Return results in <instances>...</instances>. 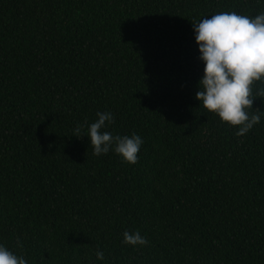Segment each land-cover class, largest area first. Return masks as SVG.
Wrapping results in <instances>:
<instances>
[{
  "label": "trees",
  "instance_id": "trees-1",
  "mask_svg": "<svg viewBox=\"0 0 264 264\" xmlns=\"http://www.w3.org/2000/svg\"><path fill=\"white\" fill-rule=\"evenodd\" d=\"M219 12L264 0H0V243L27 264H264V96L243 136L194 99L192 23ZM97 112L141 136L135 164L92 154Z\"/></svg>",
  "mask_w": 264,
  "mask_h": 264
},
{
  "label": "clouds",
  "instance_id": "clouds-1",
  "mask_svg": "<svg viewBox=\"0 0 264 264\" xmlns=\"http://www.w3.org/2000/svg\"><path fill=\"white\" fill-rule=\"evenodd\" d=\"M192 25L197 59L203 64L194 99L221 123L237 127V136H243L261 120V114L250 110L253 100L264 96V89H258L255 95L252 91L254 82L264 84V12L254 17L219 12ZM96 117L84 135L92 154L101 156L111 150L122 162L135 164L143 144L141 136L113 135L107 131V126L113 123L110 112H97ZM75 133H80L79 126ZM121 242L129 246L148 243L137 231H124ZM95 256L98 261L104 260L103 251H97ZM0 264H27V261L0 243Z\"/></svg>",
  "mask_w": 264,
  "mask_h": 264
}]
</instances>
